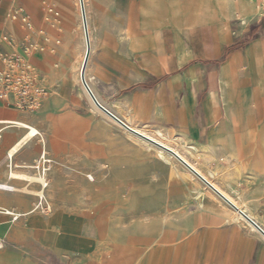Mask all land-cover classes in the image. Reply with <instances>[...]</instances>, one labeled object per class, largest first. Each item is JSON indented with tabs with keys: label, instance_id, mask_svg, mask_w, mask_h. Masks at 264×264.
Instances as JSON below:
<instances>
[{
	"label": "crops",
	"instance_id": "obj_1",
	"mask_svg": "<svg viewBox=\"0 0 264 264\" xmlns=\"http://www.w3.org/2000/svg\"><path fill=\"white\" fill-rule=\"evenodd\" d=\"M22 1L29 5L28 0ZM58 1L67 10L66 15H70L74 6ZM183 1L93 0L91 23L88 14L87 20L89 32L90 24L92 27L89 59L94 52L91 71L96 93L91 90L124 122L128 120L138 127L173 133L186 147L193 146L197 161L203 167L199 169L200 174L216 189L244 201L251 215L256 217L255 223L264 229V144L256 136L257 124L254 123L264 108L262 94L256 87L261 80L264 93V11L259 12L261 7L257 10L248 0L238 3L220 0L223 15L231 17L226 27L222 24L223 28L219 29L208 21L211 13L202 0ZM15 3L16 0H0V53L11 52L13 46L3 36L18 30L15 21L8 20ZM75 17L76 14L73 19L69 16L70 22L75 21ZM92 37L97 42L94 49ZM75 48L74 45L73 51ZM33 58L47 71L43 79L56 82L52 92L61 94L62 104L80 106L81 94L76 92L77 84L70 69L57 73L50 68L47 58L38 59V55ZM231 68L235 71L239 97L248 95L252 102V106L233 108L241 115L235 124L227 111L222 90L226 71ZM47 107H54L52 94ZM5 109L14 108L0 100V117L8 114ZM9 121L22 122L23 119L0 118V123H5L0 125V176L4 162L7 160L9 167L14 154L29 145L32 138L24 140L25 130L6 147L18 134L10 128H25L19 123L8 124ZM12 174L9 170L8 176ZM221 210L219 206L194 215L187 223L193 224V228L184 238L172 243L170 248H159L155 244L152 251L142 252L136 264H264V237L235 214ZM77 213L66 211L70 220ZM24 214L26 217L18 227L21 236L15 234L16 227L9 218L0 214V241L4 243L0 264H29L14 242L23 237L19 241L24 247L34 243L33 247L42 249L34 238L44 233L52 234L55 249L86 252L57 244L59 237L65 234L61 220L53 221L55 217L31 211ZM127 263V259L122 261V264Z\"/></svg>",
	"mask_w": 264,
	"mask_h": 264
},
{
	"label": "rangeland",
	"instance_id": "obj_2",
	"mask_svg": "<svg viewBox=\"0 0 264 264\" xmlns=\"http://www.w3.org/2000/svg\"><path fill=\"white\" fill-rule=\"evenodd\" d=\"M28 1L29 5L22 0H16L8 20L16 15L14 21L18 30L3 36L4 40L12 43L11 52L18 53H22L23 46L32 43L33 46L28 50L30 55H38V59L47 58L50 68L57 73L61 71L63 74L70 69L73 81L77 84L76 92L81 94V105L74 108L63 105L61 94L52 92L56 82L44 79L54 98V107H47L49 94L46 101L34 111L5 109L7 116L0 118L30 121L32 125L24 123L33 127L37 133L28 136L32 137L29 145L21 147L14 154L10 167L7 166V160L4 162L0 181L12 188H0V214L9 218L16 227L15 234L19 236L22 231L18 227L26 217L22 213L31 211L41 216L55 217L53 221L61 220L65 231L57 244L86 250L76 253L72 250L55 249L51 242L52 234L44 233L42 237L38 235L34 238L41 243L42 249L33 247L34 243L24 247L19 241L23 237H18L14 243L23 251L28 263L122 264V261L127 259V264H136L142 252L152 251L155 244L159 248H170L172 243L184 238L193 228V224L187 223L191 222L194 215L219 206L221 211H230L234 215V207L191 171V174H188L189 169L169 149L164 153L168 158L163 159L157 154L156 146L142 145L138 139L127 136L125 128L92 102L78 80L80 72L77 77L86 50L83 27L79 23V0H61L69 7L74 6L70 15H66L67 10L65 11L58 0ZM188 2L186 0V3ZM202 2L211 13L208 21L219 29L223 28L222 24L226 27L227 19L231 15H223L222 2ZM258 3L261 1L258 0ZM93 4V0H84L89 23L90 7ZM262 11L263 7L259 12ZM75 14V21L70 22V18L73 19ZM23 16L26 17L25 22L22 21ZM88 20L90 41L92 27L90 24L89 32ZM78 38L79 43H76ZM91 42L94 49L97 42L93 37ZM66 44L67 48L64 49ZM93 56L94 52L90 59L88 58L85 77L90 89L96 93V82L91 71ZM33 57L35 74H41L45 78L47 71L41 69ZM99 100L107 107L101 99ZM94 106L99 111L95 110ZM21 126L26 129L10 128L17 130L18 134L14 135L6 147L25 130L28 133L29 127ZM175 147L197 168L203 170L196 155L187 153L186 149L178 144H175ZM42 152L49 159L46 176L50 182L47 189H42L39 181L33 178L39 177L37 165L43 166L41 162L37 163ZM21 160H24V163L20 162ZM9 170L13 172L10 177ZM42 190L46 193L47 205L52 208L48 215H44L46 212L40 209L45 204L44 200L40 202L39 199L38 192ZM5 209L12 213H4ZM65 210L78 213L70 220ZM246 210L251 213L249 207ZM17 214V218L13 219V215ZM242 221L250 227L251 224L245 218ZM252 229L256 231L254 227ZM2 244L4 243L0 241V251L4 249Z\"/></svg>",
	"mask_w": 264,
	"mask_h": 264
},
{
	"label": "bare ground",
	"instance_id": "obj_3",
	"mask_svg": "<svg viewBox=\"0 0 264 264\" xmlns=\"http://www.w3.org/2000/svg\"><path fill=\"white\" fill-rule=\"evenodd\" d=\"M236 3L238 2H241L240 0H235ZM250 3L251 6H254L257 10L260 9V4L258 3V0H249L248 1ZM77 3V1H76ZM83 3H84V0H83ZM80 4V2H79ZM235 4V3H234ZM77 5V4H76ZM69 7V6H68ZM81 11V10H80ZM81 13V12H80ZM86 15V13H85ZM82 18V16H81ZM81 18H80V24H82V21H81ZM16 19V16H14L12 18V20H15ZM86 22H87V17H86ZM83 27V25H82ZM88 29V27H87ZM84 32V31H83ZM89 35V34H88ZM133 35V34H132ZM85 38V37H84ZM90 54V53H89ZM89 58V57H88ZM83 60V57L81 59V62ZM80 62V63H81ZM87 65V64H86ZM86 69V68H85ZM79 69L77 71V77L79 76ZM227 73V76H226V79H225V85L222 86V90H223V95H224V98H225V101L227 103V111L230 112V117H231V120L232 122L235 124V123H238L240 121V114L239 112L235 113L234 112V109L233 108H239L240 106H252V102L250 100V97L248 95H243L241 97H239V94H238V91L236 90L235 88V85H236V80H235V71L231 68V69H228L226 71ZM86 79V82L88 83V80L87 78L85 77ZM89 84V83H88ZM90 87V86H89ZM256 87L259 88L260 90V93L262 94V103L264 104V93L262 91V84H261V80H259L258 84L256 85ZM99 108V107H98ZM96 106H94V109L99 111ZM245 109V108H244ZM101 110V109H100ZM248 110V109H247ZM239 111V110H238ZM228 112V113H229ZM260 116L257 117L254 121V123L257 124V129H256V136L257 138L261 139L260 143L262 142L264 144V108L262 109L261 112H259ZM243 118V117H242ZM250 121L253 122V120L251 119ZM116 122V121H115ZM19 122L17 121H9L8 124H11V125H18ZM131 129H133L134 131L136 132H139L141 133L142 135H145L146 137L148 138H142L141 136H138L136 133H132L130 132L131 130L125 128V133L127 136H129L130 138H134V139H138L139 141H141L142 145L143 144H146V145H154L156 146L158 149H157V154H159V156H161L163 159H167L168 157L164 154L166 151H168L167 149L170 150V152L172 154H177L181 159H183L187 164H189V166L191 168H193L196 172H198L199 174L201 173L199 168H197L192 162L189 161V159L179 151L178 148L175 147V144H178V145H181L183 146L185 149H186V152L191 154V155H195L196 153L194 152V147L193 146H188L186 147L183 143H180L176 137H174L173 133L172 135L170 133H163L159 130H156V131H152V130H149V129H146V128H142V127H138L136 126L135 124L133 123H130L128 120H126L125 122ZM19 124H22V125H25V126H28L27 124H24L22 122H20ZM120 125V124H119ZM251 126V125H250ZM254 126V125H253ZM29 127V131L27 133V135L24 137V140L26 139V137L28 136H32V135H35L37 133V131L31 127V126H28ZM127 129V130H126ZM129 130V131H128ZM23 138V137H22ZM21 140V139H20ZM19 141V140H18ZM261 143V144H262ZM264 148V146H263ZM263 151V149H262ZM177 158V157H176ZM180 160V159H179ZM181 161V160H180ZM182 162V161H181ZM183 163V162H182ZM184 164V163H183ZM185 165V164H184ZM186 166V165H185ZM187 167V166H186ZM184 168V167H183ZM188 168V167H187ZM189 170L188 171V174H191L190 171L192 172V170H190V168H188ZM194 174V172H192ZM195 175V174H194ZM201 175V174H200ZM198 179H200L197 175H195ZM203 176V175H201ZM204 177V176H203ZM34 179H36L37 181H39V183H42L43 181V177H33ZM89 178L92 180V177L89 176ZM205 178V177H204ZM206 179V178H205ZM46 180V189L49 185V180L45 174V179L44 181ZM201 180V179H200ZM207 180V179H206ZM202 181V180H201ZM208 181V180H207ZM203 182V181H202ZM209 182V181H208ZM204 183V182H203ZM210 183V182H209ZM206 184V183H205ZM211 184V183H210ZM207 185V184H206ZM212 185V184H211ZM214 185V184H213ZM208 186V185H207ZM216 187V186H215ZM44 189V188H43ZM217 190L222 194L224 195L230 202H232L234 205H236V209L233 208V211H234V214H235V217H239L241 218L242 220H244V216L242 215L241 212H244L249 218H251L254 222L256 221L255 217L253 215H251V213H249L246 208L248 207L247 204L244 202V201H237L235 198H233L231 195H229L228 193H226L225 191L223 190H220L219 188H217ZM214 191V190H213ZM39 194V199H40V202L42 200H44L45 204L44 206H41L40 209L44 212H46V214L44 215H48L52 212V208L51 206L49 207L47 205V199H46V193L45 191H39L38 192ZM222 198V197H221ZM39 202V203H40ZM38 203V205H40ZM36 205V207L38 206ZM230 205V204H229ZM233 207V206H232ZM241 212H240V211ZM6 213H12L11 211H5ZM18 215V214H17ZM22 215L24 216L25 214L22 213ZM248 221V220H247ZM249 222V221H248ZM257 222V221H256ZM250 223V222H249ZM251 224V223H250ZM250 227H254L252 224L250 225ZM255 228V227H254ZM256 229V228H255ZM257 231V230H256Z\"/></svg>",
	"mask_w": 264,
	"mask_h": 264
},
{
	"label": "built area",
	"instance_id": "obj_4",
	"mask_svg": "<svg viewBox=\"0 0 264 264\" xmlns=\"http://www.w3.org/2000/svg\"><path fill=\"white\" fill-rule=\"evenodd\" d=\"M260 7L264 9V0H260ZM16 16V15H14ZM13 16V17H14ZM12 17V18H13ZM26 17H22L25 22ZM32 43L22 47V53L4 52L0 53V100L8 107L22 109L24 111H34L38 109L50 94V89L45 85L43 76L35 74L33 63L30 60V47ZM43 166L37 167L38 175L43 177L41 188L46 187L45 174L48 169L49 159L42 152L37 163ZM9 167L11 164H8ZM1 189H11L6 183H0ZM18 215H13L16 219Z\"/></svg>",
	"mask_w": 264,
	"mask_h": 264
},
{
	"label": "water",
	"instance_id": "obj_5",
	"mask_svg": "<svg viewBox=\"0 0 264 264\" xmlns=\"http://www.w3.org/2000/svg\"><path fill=\"white\" fill-rule=\"evenodd\" d=\"M80 2V10H81V16H82V25H83V31H84V37H85V44H86V50L84 59L80 68V81L86 90L88 96L92 100V102L99 107L106 115H108L111 119L116 121L121 126L131 130L132 132L144 137L148 138L145 135H142L139 132L134 131L131 129L122 119H120L118 116H116L113 112H111L107 107H105L102 103L98 101L92 90L90 89L88 83L85 79V68L88 61L89 53H90V41H89V35H88V29H87V22H86V15H85V8L83 0H79ZM149 139V138H148ZM151 140V139H149ZM175 156L180 159L192 172H194L195 175H197L204 183H206L211 189H213L220 197H222L228 204L233 206L234 208H237L233 203H231L224 195H222L213 185H211L203 176H201L198 172H196L193 168L189 166L183 159H181L177 154ZM240 211V210H239ZM241 212V211H240ZM242 215L245 217L246 220H248L255 228L256 230L264 237V229L260 227L258 224H256L251 218H249L244 212H241Z\"/></svg>",
	"mask_w": 264,
	"mask_h": 264
}]
</instances>
